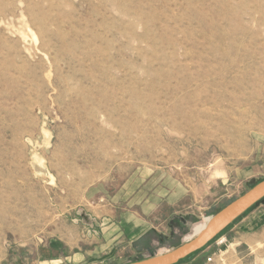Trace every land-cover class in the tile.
<instances>
[{
    "label": "rangeland",
    "instance_id": "1",
    "mask_svg": "<svg viewBox=\"0 0 264 264\" xmlns=\"http://www.w3.org/2000/svg\"><path fill=\"white\" fill-rule=\"evenodd\" d=\"M262 180L264 0H0V264L165 253ZM182 264H264V201Z\"/></svg>",
    "mask_w": 264,
    "mask_h": 264
},
{
    "label": "water",
    "instance_id": "2",
    "mask_svg": "<svg viewBox=\"0 0 264 264\" xmlns=\"http://www.w3.org/2000/svg\"><path fill=\"white\" fill-rule=\"evenodd\" d=\"M36 171L46 174V170L39 166H36ZM262 201H264V180L251 186L242 196L213 215L204 230L193 239L183 242L180 246L165 253H151L145 258H136L125 264H179L189 260Z\"/></svg>",
    "mask_w": 264,
    "mask_h": 264
},
{
    "label": "flooded vegetation",
    "instance_id": "3",
    "mask_svg": "<svg viewBox=\"0 0 264 264\" xmlns=\"http://www.w3.org/2000/svg\"><path fill=\"white\" fill-rule=\"evenodd\" d=\"M181 223H182V225H181ZM172 224V228H173V231L170 233V235L169 236H165L164 235V237H160L159 236V238H160V240H161V243H167V242H165V241H168L169 239L171 240V239H175V237H176V232H175V229L176 228H180V227H183V224L185 225V224H187V220L186 219H183V218H180V221L179 222H172L171 223ZM149 251H153V247H149V248H147ZM140 250H141V248H140Z\"/></svg>",
    "mask_w": 264,
    "mask_h": 264
},
{
    "label": "crops",
    "instance_id": "4",
    "mask_svg": "<svg viewBox=\"0 0 264 264\" xmlns=\"http://www.w3.org/2000/svg\"><path fill=\"white\" fill-rule=\"evenodd\" d=\"M52 254H53L52 251L48 249L47 250V253H45V256H51ZM56 261H58L59 263H61L62 262V259L61 258L56 259V258L50 257L49 259H46L43 262H39L38 264H52V263H54ZM73 262H75V261H73Z\"/></svg>",
    "mask_w": 264,
    "mask_h": 264
},
{
    "label": "trees",
    "instance_id": "5",
    "mask_svg": "<svg viewBox=\"0 0 264 264\" xmlns=\"http://www.w3.org/2000/svg\"><path fill=\"white\" fill-rule=\"evenodd\" d=\"M254 207H255V206H254ZM254 207H253V208H254ZM253 208H251L250 210H252ZM250 210H249V211H250ZM249 211H248V212H249ZM248 212H247V213H248ZM245 214H246V213H245ZM245 214H244V215H245ZM244 215H243V216H244ZM233 224H234V223H233ZM233 224H232V225H233ZM232 225H231V226H232ZM231 226H230V227H231ZM230 227H229V228H230ZM227 229H228V228H227ZM227 229H226V230H227ZM226 230H225V231H226ZM225 231H224V232H225ZM224 232H223V233H224ZM223 233H222V234H223ZM222 234H221V235H222ZM221 235H220V236H221ZM220 236H218V237H220ZM218 237H217V238H218ZM215 240H216V239H215ZM215 240H214V241H215ZM214 241H213V242H214ZM213 242H211V243H213ZM211 243H210V244H211ZM210 244H209V245H210ZM209 245H208V246H209ZM208 246H207V247H208ZM207 247H206V248H207ZM204 249H205V248H204ZM204 249H203V250H204ZM203 250L197 252L195 255L199 254V253L202 252ZM195 255H194V256H195ZM194 256H193V257H194ZM141 259H142V258H141ZM185 261H187V260H185ZM185 261H183V262H185ZM183 262H181V263H179V264H182Z\"/></svg>",
    "mask_w": 264,
    "mask_h": 264
},
{
    "label": "bare ground",
    "instance_id": "6",
    "mask_svg": "<svg viewBox=\"0 0 264 264\" xmlns=\"http://www.w3.org/2000/svg\"><path fill=\"white\" fill-rule=\"evenodd\" d=\"M210 219H211V217L206 219L205 225H204L203 229L199 232V234L204 230V228H205L207 222H208ZM199 234H198V235H199Z\"/></svg>",
    "mask_w": 264,
    "mask_h": 264
}]
</instances>
